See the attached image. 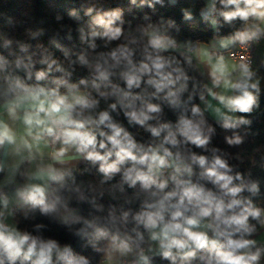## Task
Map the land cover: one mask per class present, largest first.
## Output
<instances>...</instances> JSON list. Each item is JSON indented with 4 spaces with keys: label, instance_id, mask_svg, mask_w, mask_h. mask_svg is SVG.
Wrapping results in <instances>:
<instances>
[{
    "label": "clouds",
    "instance_id": "obj_1",
    "mask_svg": "<svg viewBox=\"0 0 264 264\" xmlns=\"http://www.w3.org/2000/svg\"><path fill=\"white\" fill-rule=\"evenodd\" d=\"M80 3L0 12V264H264V0Z\"/></svg>",
    "mask_w": 264,
    "mask_h": 264
},
{
    "label": "trees",
    "instance_id": "obj_2",
    "mask_svg": "<svg viewBox=\"0 0 264 264\" xmlns=\"http://www.w3.org/2000/svg\"><path fill=\"white\" fill-rule=\"evenodd\" d=\"M110 2L114 6H127V0H110ZM186 0H181V3H185ZM77 8L80 10V14L83 15L82 7L80 0H0V12L5 13L7 16H12L16 20L21 21L22 23L15 29L7 28L5 20L0 18V27H5L7 30L16 36H20L23 39H27V37L22 36L24 28L31 27L33 29L37 27H45L48 31L41 37L37 39L43 41L45 44L49 41V39L55 34L58 29V24L55 21V16L60 14L63 19L60 23L70 24L75 27L76 21L70 19L67 15V12L71 8ZM160 10V13L168 16L175 15L180 24V32L177 33L179 38H196L199 36L200 38L207 37V30H202L199 32H193L189 29V24L193 22H183L181 19V15L179 13L178 6H165L160 7L157 6ZM144 11H149L148 9H144ZM87 19V18H85ZM43 22V24L41 23ZM196 22H199V17H196ZM60 43L68 47H78L77 44V34L73 32V40L68 41L66 39V32L61 31L59 36L57 37ZM35 43V41H32ZM171 118V114H169ZM253 132L255 136L250 138L251 143L248 146L247 156L249 157V164H246L245 167H248L251 161L256 157L258 152H264V96L261 97V110L253 115ZM222 134L216 138L215 143H222ZM39 222H44L46 224L49 221L46 218L38 217ZM51 231L47 232L46 235L57 236L62 240L68 239L64 235V229L60 228L55 224H50ZM76 246L79 247L78 240L75 241ZM79 250V249H78Z\"/></svg>",
    "mask_w": 264,
    "mask_h": 264
},
{
    "label": "crops",
    "instance_id": "obj_3",
    "mask_svg": "<svg viewBox=\"0 0 264 264\" xmlns=\"http://www.w3.org/2000/svg\"><path fill=\"white\" fill-rule=\"evenodd\" d=\"M261 54H264V48H260L256 50V55L259 56ZM262 240H264V236L261 237Z\"/></svg>",
    "mask_w": 264,
    "mask_h": 264
},
{
    "label": "built area",
    "instance_id": "obj_4",
    "mask_svg": "<svg viewBox=\"0 0 264 264\" xmlns=\"http://www.w3.org/2000/svg\"><path fill=\"white\" fill-rule=\"evenodd\" d=\"M243 54H244L243 52L237 53V58H238L240 55H243Z\"/></svg>",
    "mask_w": 264,
    "mask_h": 264
}]
</instances>
